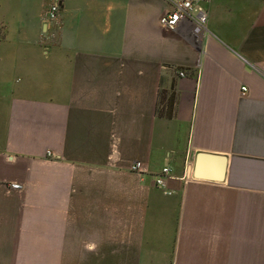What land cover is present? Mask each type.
Returning <instances> with one entry per match:
<instances>
[{
  "label": "crops",
  "instance_id": "1",
  "mask_svg": "<svg viewBox=\"0 0 264 264\" xmlns=\"http://www.w3.org/2000/svg\"><path fill=\"white\" fill-rule=\"evenodd\" d=\"M52 1L0 0V264H264V0L197 38L167 0Z\"/></svg>",
  "mask_w": 264,
  "mask_h": 264
},
{
  "label": "built area",
  "instance_id": "2",
  "mask_svg": "<svg viewBox=\"0 0 264 264\" xmlns=\"http://www.w3.org/2000/svg\"><path fill=\"white\" fill-rule=\"evenodd\" d=\"M171 4V10L161 16L159 22L162 26L168 29H175L179 23L186 21L190 23L193 29L195 38L205 30V24L207 20L206 4L210 0H167ZM61 0H53L46 12V19L49 21H55L60 9ZM180 75H184L183 71L179 72ZM242 93L245 91V86L241 87ZM130 170L141 174L144 169L141 167L139 161H134L130 165ZM171 168L164 166L156 177V184L159 186L164 185L165 180L169 178ZM13 188H17L19 183H11Z\"/></svg>",
  "mask_w": 264,
  "mask_h": 264
},
{
  "label": "water",
  "instance_id": "3",
  "mask_svg": "<svg viewBox=\"0 0 264 264\" xmlns=\"http://www.w3.org/2000/svg\"><path fill=\"white\" fill-rule=\"evenodd\" d=\"M194 169L192 171V175L195 178H209V179H213V180H223V172L225 169V157L223 156H217L215 154H209V153H203V152H199L195 155L194 158ZM203 160H219L220 161V168H219V172L216 175H206L200 172L199 167H200V163ZM188 173V172H187Z\"/></svg>",
  "mask_w": 264,
  "mask_h": 264
}]
</instances>
